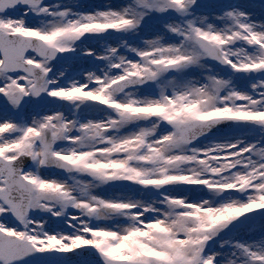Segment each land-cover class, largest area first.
Instances as JSON below:
<instances>
[{
    "label": "snow or ice",
    "instance_id": "1",
    "mask_svg": "<svg viewBox=\"0 0 264 264\" xmlns=\"http://www.w3.org/2000/svg\"><path fill=\"white\" fill-rule=\"evenodd\" d=\"M0 264H264V0H0Z\"/></svg>",
    "mask_w": 264,
    "mask_h": 264
}]
</instances>
